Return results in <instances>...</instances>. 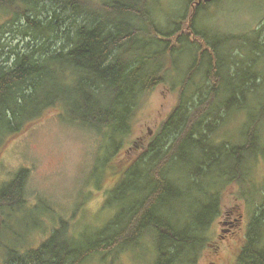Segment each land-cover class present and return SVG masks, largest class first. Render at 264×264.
Returning <instances> with one entry per match:
<instances>
[{
    "label": "trees",
    "instance_id": "1",
    "mask_svg": "<svg viewBox=\"0 0 264 264\" xmlns=\"http://www.w3.org/2000/svg\"><path fill=\"white\" fill-rule=\"evenodd\" d=\"M162 1L0 0V11L15 12L11 25L0 24V148L32 120L22 123L26 105L32 106L36 118L44 113L41 107L55 108L58 101L69 106L64 110L68 118L110 129L109 143L118 146L132 132L146 93L159 84L178 91L176 107L140 157L124 165L109 159L114 174H120L112 190L117 212L94 240L61 241L56 229L37 248L12 251L7 264H82L92 255L116 254L137 245L149 234L156 243L153 264H178L196 256L204 245L193 233L210 227L230 182L237 176L245 181L248 160L256 157L255 125L264 117V103L244 142L231 145L217 133L232 113L245 108L247 94L256 88V57L250 54L261 55L264 47L256 32L253 38L241 39L216 30L217 35L208 38L202 14L220 0H178L180 8L173 14L162 8ZM44 2L61 7L47 16ZM17 14L24 16L21 33L32 39L9 67L4 64L8 58H3L4 34L7 26L16 24ZM186 17L189 38L181 35L171 43ZM227 162L231 166L215 176L217 165ZM25 173L0 190V204H24ZM203 180L212 181L208 189ZM128 193L132 196L127 199ZM202 198L208 201L184 229L166 215L179 202L194 204ZM129 199L132 202L125 205ZM251 228L236 264H264V215L255 216Z\"/></svg>",
    "mask_w": 264,
    "mask_h": 264
},
{
    "label": "rangeland",
    "instance_id": "2",
    "mask_svg": "<svg viewBox=\"0 0 264 264\" xmlns=\"http://www.w3.org/2000/svg\"><path fill=\"white\" fill-rule=\"evenodd\" d=\"M44 4L47 5L44 11L47 16H53L54 10L61 7L55 2ZM161 6L170 14L180 8L178 0H163ZM14 14L8 9L1 10L0 24L11 25L9 21ZM23 18L22 14H17L16 24L12 28L7 26L4 34L6 46L3 58H8L4 64L9 67L13 66L18 52L26 51L32 39L31 36L26 39L20 31ZM183 19L180 31L171 36V43L178 42L181 35H188L189 38V18ZM201 23L208 38L222 32L249 39L248 36L253 38L257 33V40L264 47V0H220L202 14ZM40 41L37 38V42ZM238 44L232 42L231 45ZM233 55L238 56V53ZM250 57H256L253 75L258 77V84L247 94L246 106L240 110L242 113H232L226 126L220 127L223 131L217 133L222 142L231 145L244 142L264 103V51L261 55L250 54ZM185 61L183 59L181 64ZM177 102L178 91L170 89L167 84H159L146 93L134 115L132 132L124 136L118 146L109 143L110 129L68 118L64 110L69 106L65 107L61 101L54 104L55 108L41 107L39 112L44 113L36 118L32 106L26 105L28 115L22 123L32 120L26 123L22 132L10 135L0 148V190L21 171H26L24 204H0V264L11 262L8 254L12 251L25 253L28 249L37 248L56 229L60 231L61 241H72L74 238H80L82 242L94 240L99 229L117 212L115 202L118 199L112 196V190L120 174H114L113 164L122 160L124 165L140 157L155 140L163 121ZM255 126H258L254 140L256 157L254 161L248 160L245 181L237 176L230 182L220 198L219 213L210 227L193 233L198 239H203L204 245L197 248L196 256L190 255L188 260L184 257L178 264H236L240 251L246 245L247 232L253 230L254 217L264 215V117ZM217 166L220 168L215 176L220 174V169L230 167L231 163ZM201 183L203 188L208 189L212 181L203 180ZM225 183L226 179H223L220 189ZM130 196L132 194L128 193L127 199ZM207 201L202 198L194 204L179 202L166 215L176 227L184 229L186 223L188 226L194 222ZM131 202L132 199H129L125 205ZM226 218L234 223H223ZM140 240L137 245L116 254L92 255L82 264H153L157 256L154 236L149 234Z\"/></svg>",
    "mask_w": 264,
    "mask_h": 264
},
{
    "label": "flooded vegetation",
    "instance_id": "3",
    "mask_svg": "<svg viewBox=\"0 0 264 264\" xmlns=\"http://www.w3.org/2000/svg\"><path fill=\"white\" fill-rule=\"evenodd\" d=\"M227 215H232V214H230V213H227ZM238 220V219H237ZM223 223H225V224H233L234 222H229L228 220H227V218H226V220H224V221H222Z\"/></svg>",
    "mask_w": 264,
    "mask_h": 264
}]
</instances>
